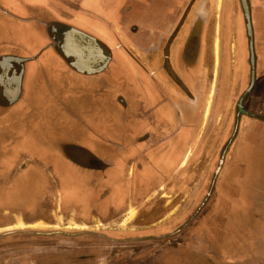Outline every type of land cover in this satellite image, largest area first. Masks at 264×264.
Segmentation results:
<instances>
[{"label":"rangeland","instance_id":"rangeland-1","mask_svg":"<svg viewBox=\"0 0 264 264\" xmlns=\"http://www.w3.org/2000/svg\"><path fill=\"white\" fill-rule=\"evenodd\" d=\"M228 1L234 5L232 12L237 27L234 30L240 36L230 37V58L247 59V83L245 88H240L242 78H234L236 82L241 81L238 93L229 104H224V119L220 116L217 121L206 123L198 150L192 157L188 153L184 159V148L180 155L174 153L172 165L182 166L178 175H184L193 162V176L187 184L178 180L176 185L172 181L166 186L164 178L160 177L138 181L135 170L133 178L128 176L118 183L119 186L113 184V192L122 190L123 196L105 198L100 206L88 195L75 192L87 183L86 180L64 184L61 203L70 210L60 213L58 185L45 186L41 167L48 162L56 174L68 175L62 152L57 149L61 143L58 137L65 132L62 126H56L57 117L62 123L63 108L51 101L47 104L48 97L43 96L36 78L27 73L21 98L13 106L0 107V264H150L151 258L162 260L159 264H175L180 257L186 259L178 264H264L263 232L249 229L251 225L264 229V214L258 212L263 209L260 207L264 201V173L252 179L231 176L224 180L226 174H230L229 166L240 165L244 172L245 168L248 171L249 160L244 159V152L243 159L238 154L240 148L250 146L239 139L241 130H252L255 123L264 124V117L250 110L255 104L250 102L252 94L264 95V25L259 23L263 10L253 11L255 85L241 99L250 83L248 33L240 0ZM2 3L9 10L18 8L15 6L17 0H3ZM6 21L0 17V47L3 43L17 45L16 37L3 25ZM53 77L51 85L56 88L62 84V77ZM106 78L108 85L121 84V73L116 69ZM92 87L82 81L74 83L72 97L76 100L65 98V101L73 108L77 106L81 113V107H90L103 117L106 93ZM114 93L116 97H123L125 91L114 90ZM123 98L127 115L135 113L138 109L133 96ZM34 119L42 123L47 121L45 133L43 124L39 122L36 126ZM262 132L261 137H256L260 138L257 144L260 147L264 146V125ZM101 139L107 143L93 145L100 157L109 160V156L117 155L118 147L106 135ZM261 152L264 155L263 148ZM164 160L166 158L161 161L163 167L168 165ZM244 172L241 171L242 176ZM168 174L172 176V171L167 172V177ZM108 175L111 182L110 172ZM158 182L160 186L149 195ZM131 196L133 199L129 200ZM151 197L159 201H151ZM17 220L21 226H17ZM127 229L144 232L128 233ZM180 248L184 249L183 255ZM154 262L151 264H158Z\"/></svg>","mask_w":264,"mask_h":264},{"label":"crops","instance_id":"crops-1","mask_svg":"<svg viewBox=\"0 0 264 264\" xmlns=\"http://www.w3.org/2000/svg\"><path fill=\"white\" fill-rule=\"evenodd\" d=\"M251 1L264 12V0ZM2 2L0 0V17L7 20L3 25L11 36L16 37L17 45L3 43L0 47V76L15 75L14 78L9 77L3 86L0 85V107L17 103L21 98L23 80L29 73L31 78H36L45 99L48 97L46 103L51 104V101L53 105L63 108V114H60L62 123L56 116V126H62L65 132L58 138L72 137L74 145L85 148L97 162L108 165L103 180L87 182L80 190H75L78 195L86 194L97 205H102L105 198L114 197L113 184L119 186V182L125 181L128 176L133 178L135 174L138 181L160 177L161 180L164 178L166 186L172 181L176 185L178 180L187 184L193 176V162L183 172L184 175H178V170L182 172V166H173L168 160V165L163 167L164 164L157 160L161 149L169 146L167 154L174 153L171 147L180 139L181 143L184 142L181 145L185 149L184 159L188 153H196L206 123L217 121L220 116L224 119V104H229L235 98L240 85H235L233 78H242L243 81L247 70L246 58H239L244 61L239 63L240 67L234 75L228 53L231 49L228 47V37L231 35L228 30L222 32L224 15L220 16L217 12L219 18L213 15L214 10L220 7L221 0H17L16 11L6 9ZM188 4L178 36L171 37ZM259 23L264 25V13ZM86 37H89L86 41L88 45L84 46L87 53L78 55L75 49L78 50ZM60 38L64 40V50L59 44L54 47L50 44ZM91 41L93 45H90ZM165 47L167 53H164ZM67 49L73 51L72 59H68L64 53ZM6 50L9 52L6 53ZM165 55L168 56L169 67L176 74L175 81L167 77L162 69L161 60ZM73 59H76L74 63L78 66L76 70L71 67ZM138 59L142 66L137 64ZM16 62L24 63L18 73ZM38 63L43 64L37 66ZM113 69L121 73V84L108 85L106 77ZM219 70L222 72L221 78L219 74L216 77ZM53 76L62 77V84L56 88L51 85ZM80 81L106 93L103 102L106 109L102 110L104 118L90 107H81V113L77 106L73 108L65 101V98L76 100L72 97L75 94L73 85ZM17 86V93L14 94ZM114 90L125 91L123 97L133 96L138 110L127 115L125 99L116 97ZM260 96L252 94L250 102L255 104L250 110L264 117V95ZM2 97L4 100H1ZM98 118L102 120L98 121ZM33 121H36V126L41 122L43 133L46 132L47 121ZM263 125L255 123L253 131L246 128L241 130L239 139L257 149L253 151L250 146L240 148V159H243L244 152V159L249 160L248 171L245 168L244 172L240 165L229 166L230 174L227 173L224 180L231 176L235 179L239 176L252 179L257 178L258 173H264V155L261 152L264 146H257L260 138L256 139L258 135L261 137ZM102 134L119 150L117 155L109 156V160L100 157L93 146L107 143L101 139ZM141 139L144 140L138 142ZM131 146L136 151L135 160L124 157L125 150H130ZM145 153H149L151 158L148 159ZM165 158L169 157L165 154ZM62 160L65 163L63 156ZM167 169L172 171V176H166ZM93 171L98 173L97 168ZM241 171L244 172L243 176ZM160 184H154L149 195ZM130 198L133 199L132 196ZM61 202L58 193L59 212H69V206ZM261 206L263 209L258 211L259 215L264 214V201ZM258 227L251 225L249 229L251 232L261 230L264 235V229Z\"/></svg>","mask_w":264,"mask_h":264},{"label":"flooded vegetation","instance_id":"flooded-vegetation-1","mask_svg":"<svg viewBox=\"0 0 264 264\" xmlns=\"http://www.w3.org/2000/svg\"><path fill=\"white\" fill-rule=\"evenodd\" d=\"M192 1H194V0H192ZM190 4V3H189ZM189 4L187 5V8H186V10L185 11H183V13H182V15H181V17H180V20L181 21H179V23H177V26L174 28V31H173V33H172V35H171V37H177L178 36V34H179V31H180V29H181V26H182V23H183V18H184V16L187 14V10H188V8H189ZM247 4H248V6H249V11H250V19H251V24H252V31H253V37L255 36V32H254V25H255V16H254V12L253 11H255V9H257L256 7H257V5H255L254 3H253V1H251V0H247ZM232 11H234V5H233V3L231 2V1H228V0H221V5H220V7H218L217 8V11L216 10H214V13H213V15H214V18L215 17H217V18H219V15L221 16V15H224V18H223V24L225 25L224 27H222V32L224 31V29L226 30V32H227V30L229 31V33H230V35H231V37H240L239 36V34L238 33H236V31L234 30V27H236L235 25H236V23H235V21H234V18H233V12ZM219 14H217V13ZM264 13V12H263ZM216 19H215V23H216ZM236 29H237V27H236ZM51 30V29H50ZM53 30V29H52ZM52 32V31H51ZM220 34H223V35H225L226 36V34L225 33H220ZM256 37H258V36H256ZM229 38V42H228V47L229 46H232V44H230L231 43V40H230V37H228ZM60 41L59 43L57 42V41ZM57 41H56V39H55V41H51L50 42V44H52V46L54 47V45H57V44H59V47L62 49V50H64L65 49V47H64V40L62 39V38H60V39H58ZM64 47V48H63ZM233 48H236V45L234 44V47ZM166 47H165V50H164V53L166 52ZM230 52V50H228V53ZM254 52H255V47H254ZM64 53H66L67 54V58L68 59H72L71 58V56H72V53H73V51L71 50V49H67L66 51H64ZM167 53V52H166ZM220 56H223L222 54H220ZM75 58V57H74ZM255 58H256V56H255ZM76 59H73V62H72V64H71V67L73 66L74 67V69L76 70L77 68L76 67H78L75 63H74V61H75ZM235 60V61H234ZM234 60H232L231 59V62H232V66H233V70L235 69V71H238V68L240 67L239 66V63H242L243 61L241 60H239V58H237V60L236 59H234ZM161 66H162V69H164L165 71H166V75H167V77H170V79L172 80V81H175L176 80V74H174V72H173V70H172V68H170L169 66H170V64L168 63V56L167 55H165V56H162V60H161ZM24 63L23 62H16V65H17V68H16V71H17V73L19 72V71H21L22 70V65H23ZM137 64H140L141 65V60L140 59H138V63ZM142 66V65H141ZM72 67V68H73ZM255 67H256V65H255ZM15 69V68H14ZM13 69V70H14ZM245 69H247L246 70V75H247V73H248V64H247V59H246V64H245ZM13 70H12V72H13ZM16 71H14V72H16ZM80 71H82V70H80ZM222 72H221V70H219V71H217V74H216V77H218V74H219V78H221V76H222V74H221ZM13 75V74H12ZM9 77L10 78H14L15 77V75H13V76H11V74H9ZM9 77H7V76H4V75H1L0 76V85L1 86H3V84H4V82L5 81H7L8 79H9ZM242 77V76H241ZM249 78H250V76H249ZM233 83L236 85V81H235V79L233 78ZM246 83H247V76H246V78H245V80H243L242 81V83H241V87L240 88H242V86H243V84L246 86ZM179 84V83H178ZM238 85V84H237ZM245 86H244V88H245ZM3 93V92H2ZM4 94V93H3ZM3 98V99H2ZM1 98V100H4V97H2ZM204 130H205V128H204ZM203 135H204V132H203ZM203 137V136H202ZM201 137V138H202ZM74 139L72 138V137H66L65 139H62V141L60 140V144L59 145H57L58 146V150H59V152H62V156L64 157V161H65V163H63L64 164V166L66 167V169H67V172H68V175H62V174H60V175H58V174H56L57 172L56 171H54V169L52 168V167H50V165H49V163L48 162H44V163H42L44 166L43 167H41V169H42V173L44 174V180H46V185L45 186H49V185H51V184H57L58 185V189H59V193H60V195L62 196V192H61V186L62 185H64V184H75L74 182H76V183H78L80 180H86L87 182H93V183H98V182H101L102 180H103V174H104V171H105V169H106V167L108 166L107 164H102L101 163V161H96L95 160V157L88 151V150H86L85 148H82V147H79V146H77V145H74L73 143H74V141H73ZM144 139H141L140 141H138V142H141V141H143ZM179 141H177L175 144H174V146L173 147H171V149L172 148H174V150H175V152L174 153H178V155H180L181 153H182V149H183V147L181 146L184 142H182L181 143V140L180 139H178ZM183 140V139H182ZM200 142V141H199ZM199 144L200 143H198V147H199ZM57 146H55V147H57ZM201 147V146H200ZM168 149H170V147L168 146L166 149L165 148H162L161 149V152H160V154H159V158H157V160H159V162H161L162 161V158H165V154H166V156H167V150ZM119 151V150H118ZM122 151H120V155H122V153H121ZM174 153H170V154H168V157L169 158H166V160H164V161H168V160H170V162L173 164L174 163V159H173V157H174ZM195 153H193V154H191V157L194 155ZM145 156H147V158L149 159V158H151L150 157V155H149V153L147 154V153H145ZM187 156V155H186ZM124 157L125 158H127V157H130V159H132V160H135V158H136V151L134 150V147H130V150H125V153H124ZM173 160V161H172ZM62 164V165H63ZM59 168L60 167H57V169L56 170H59ZM97 168V170H98V173L96 172H94L93 170L94 169H96ZM49 170V171H51L52 173H48V172H45V170ZM51 169V170H50ZM53 171L55 172V174L53 173ZM163 174V173H162ZM97 177V178H96ZM52 178V179H51ZM56 181V182H55ZM168 184V183H167ZM153 189V188H152ZM45 191L47 192V189H45ZM114 194V197H122L123 195L121 194L120 195V193H119V191L118 192H113ZM117 193H119V195L117 194ZM66 194L67 195H69V193H67L66 192ZM56 195H57V193H56ZM57 197V196H56ZM57 199H58V197H57ZM154 200H156V201H159L158 200V198H152L151 199V201H154ZM159 229V228H158ZM126 232H128V233H140V232H144V230L143 231H140L139 229H136V230H129V229H127L126 230ZM153 232H155L154 230H153ZM156 232H157V230H156ZM159 245V244H158ZM168 248H170V247H168ZM167 248V249H168ZM173 248V247H172ZM180 250H182L180 253H182V255L184 254V252H183V250L184 249H182V248H180ZM170 253V252H169ZM186 258L184 257V258H179L178 260H177V263H175V264H178V263H181V262H185L184 260H185ZM157 262L158 261V264L161 262L162 263V260H159V259H155V258H151V261H150V264L152 263V262ZM154 262V263H155ZM166 264V263H165ZM167 264H171V262L170 263H167Z\"/></svg>","mask_w":264,"mask_h":264},{"label":"water","instance_id":"water-1","mask_svg":"<svg viewBox=\"0 0 264 264\" xmlns=\"http://www.w3.org/2000/svg\"><path fill=\"white\" fill-rule=\"evenodd\" d=\"M241 6H242V10L244 13V17H245V23H246V29H247V33H248V41H249V55H250V83L249 86L246 90V92L244 93V95L242 96L241 99H243L246 95H248V93H250L252 91V89L254 88L255 85V78H256V69H255V65H256V58H255V53H254V40H253V31H252V24H251V19H250V11H249V6L247 4V0H240ZM85 38V37H84ZM89 37H86V39L83 41V44L81 43V45H79V47L77 48L78 50L75 49V53H78V55L83 56L84 54L87 53L86 48H84V46H87L88 42L86 43ZM85 42V43H84ZM94 43L91 41L90 45H93ZM17 88L14 91V94L17 93ZM238 125V124H237Z\"/></svg>","mask_w":264,"mask_h":264},{"label":"bare ground","instance_id":"bare-ground-1","mask_svg":"<svg viewBox=\"0 0 264 264\" xmlns=\"http://www.w3.org/2000/svg\"><path fill=\"white\" fill-rule=\"evenodd\" d=\"M21 225H22V223L17 220V226H21Z\"/></svg>","mask_w":264,"mask_h":264}]
</instances>
